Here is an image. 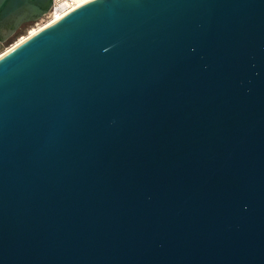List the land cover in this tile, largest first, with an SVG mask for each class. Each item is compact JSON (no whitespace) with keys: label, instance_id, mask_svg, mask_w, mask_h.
<instances>
[{"label":"water","instance_id":"water-1","mask_svg":"<svg viewBox=\"0 0 264 264\" xmlns=\"http://www.w3.org/2000/svg\"><path fill=\"white\" fill-rule=\"evenodd\" d=\"M0 264H264V0H90L2 54Z\"/></svg>","mask_w":264,"mask_h":264},{"label":"built area","instance_id":"built-area-1","mask_svg":"<svg viewBox=\"0 0 264 264\" xmlns=\"http://www.w3.org/2000/svg\"><path fill=\"white\" fill-rule=\"evenodd\" d=\"M89 1H85V0H54L53 6H52L50 12L47 13L43 17V19H42L43 24L38 26V28H43V27L63 18L64 16H66L67 14H69L70 12L75 10L76 8L82 6L83 4H85Z\"/></svg>","mask_w":264,"mask_h":264},{"label":"rangeland","instance_id":"rangeland-1","mask_svg":"<svg viewBox=\"0 0 264 264\" xmlns=\"http://www.w3.org/2000/svg\"><path fill=\"white\" fill-rule=\"evenodd\" d=\"M42 19L43 18H41L37 22L30 23L29 25H27L24 28L22 34H20L18 37L14 38L12 40H9V41H7L5 43H0V55L5 53L9 48H11V46H13L17 42H19L22 39V37L29 36L31 34L30 32L33 31V29L38 28V26L43 24Z\"/></svg>","mask_w":264,"mask_h":264},{"label":"bare ground","instance_id":"bare-ground-1","mask_svg":"<svg viewBox=\"0 0 264 264\" xmlns=\"http://www.w3.org/2000/svg\"><path fill=\"white\" fill-rule=\"evenodd\" d=\"M85 1H89V0H85ZM39 29H41V28H35V29L31 32L30 35L36 33ZM30 35H29V36H30ZM29 36L23 37L19 42H17V43H16L15 45H13L12 47H14V46H16L17 44H19L20 42L24 41V40L27 39ZM12 47H11V48H12ZM9 49H10V48H9ZM9 49H8V50H9ZM3 54H4V53H3ZM0 56H2V54H1Z\"/></svg>","mask_w":264,"mask_h":264},{"label":"trees","instance_id":"trees-1","mask_svg":"<svg viewBox=\"0 0 264 264\" xmlns=\"http://www.w3.org/2000/svg\"><path fill=\"white\" fill-rule=\"evenodd\" d=\"M27 25H29V24H26V25H24L10 40H12V39H14V38H16V37H18L20 34H22V32H23V30H24V28L27 26Z\"/></svg>","mask_w":264,"mask_h":264}]
</instances>
